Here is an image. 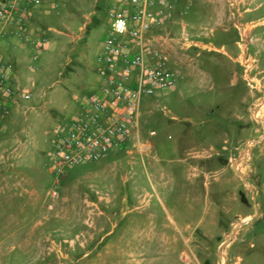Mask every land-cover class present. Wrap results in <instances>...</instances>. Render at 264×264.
I'll return each mask as SVG.
<instances>
[{"label":"rangeland","instance_id":"rangeland-1","mask_svg":"<svg viewBox=\"0 0 264 264\" xmlns=\"http://www.w3.org/2000/svg\"><path fill=\"white\" fill-rule=\"evenodd\" d=\"M62 1L48 9V26L60 33L48 42L46 59L32 72L21 66L19 82L34 85L32 100L24 103L34 107L26 112L34 127L18 131L26 125L14 104L18 126L1 137L7 139L1 152L19 136L45 153L21 175L0 174V264H264L263 90L253 117L245 105L235 108L240 98L227 90H210L205 80L188 87L177 78L174 88L141 102L136 128L150 150L140 143L129 153L125 147L71 167L48 207L53 131L99 84L96 57L115 0ZM212 103L220 109L210 111ZM237 113L248 128L236 126ZM204 127L205 143L182 136L183 128ZM224 138L237 147L219 148ZM218 150L228 151L221 159L226 165L217 160ZM221 183L224 192L215 189Z\"/></svg>","mask_w":264,"mask_h":264},{"label":"built area","instance_id":"built-area-1","mask_svg":"<svg viewBox=\"0 0 264 264\" xmlns=\"http://www.w3.org/2000/svg\"><path fill=\"white\" fill-rule=\"evenodd\" d=\"M45 1L57 6L60 0H0V24L14 22L16 39L27 40L30 8ZM174 1L115 0L107 10L108 25L96 57L99 84L78 99L76 113L60 122L53 131L54 148L48 167L53 173V181L48 190V207L58 199L68 169L125 148L142 100L157 90L175 85L176 76L168 67L163 37L154 34V29L172 18ZM228 4L239 14L249 9V0H228ZM36 34L31 70L39 68V54L47 42L46 36ZM239 60L246 85L260 93L264 91V83L252 73V61L247 58L245 47ZM12 72V65L0 58V94L5 96V100L0 98V121L9 113L10 101L27 102L34 95V85L14 81ZM260 108L261 105L257 111Z\"/></svg>","mask_w":264,"mask_h":264},{"label":"crops","instance_id":"crops-1","mask_svg":"<svg viewBox=\"0 0 264 264\" xmlns=\"http://www.w3.org/2000/svg\"><path fill=\"white\" fill-rule=\"evenodd\" d=\"M62 3L63 1L60 0L58 5ZM51 6L53 7L52 2L45 1L30 8V19L26 30L29 37L25 41L16 39L14 22L6 25L0 24V58L12 65L14 81L19 82L22 65H24V70L34 71L31 70L30 64L31 55L34 53L33 41L38 38L36 33L47 37V42L39 54L41 63L46 59L43 60L42 55L48 51V42L54 41V38H57L60 33L57 28L48 26V9ZM230 33L233 34L232 37L228 36ZM154 34L163 37L162 46L168 53V67L174 72L176 79L179 78V81L184 82V86L186 84L188 87L192 86L194 81H208L207 88L210 90L220 91L224 89L228 91L230 97H239L238 102L235 101L233 104L235 108L238 109L237 106L243 104L247 108L246 112L254 117L253 112L259 102L260 92L257 89H250L246 85L242 76L243 66L239 57L242 56L245 47L247 58L252 61V73L264 82V0H249V9L243 10L241 14L231 10L228 0H175L172 18L164 25L154 29ZM205 45H212L214 48ZM191 49L195 56H199L204 50L209 55L203 59H196L194 55L193 57L191 55L186 56L184 51ZM243 86L246 87L247 91L244 90L242 94L240 88ZM174 87L175 85L172 88ZM0 98L5 100V96L1 94ZM32 98L27 102H30ZM201 102L202 100L197 98L196 106H199ZM24 103L9 102V113L0 121V146L7 142V139H1V137L7 134L10 128L18 126L14 109H12L14 104L19 106L15 110L22 115V121L26 125V127H20L18 131L23 132L28 127H34L31 125L33 119L28 122L26 115V112L34 107ZM209 108L210 111L219 110L220 104L212 103ZM234 110H232L233 113L236 112ZM234 121L237 122L238 128L246 129L249 126L248 121L244 120L243 114H235ZM136 126L137 121L131 129L129 142L126 146L127 152L129 153V148L140 143L146 147L147 152L151 148V143L141 141L142 137ZM182 131H184L182 136H187L192 141L197 139L201 143H205L207 140L208 130L205 127L201 128L200 131L191 128H183ZM27 138L22 139L18 136L15 139L14 147L8 150L4 148L2 152L0 151V174L13 170L21 175L25 168L35 165L43 158L45 151L42 147L33 142H31L33 146L30 147L26 144ZM237 145L236 143L230 145L229 139L224 138L221 140L219 148L228 149V146L237 147ZM227 152V150L224 151L226 156ZM224 153L221 155L219 150L216 151L217 160L223 164H225L226 158ZM195 155H197L196 152ZM196 169L201 171L205 169V166L196 165ZM18 184L20 185V181ZM224 187L226 185L221 183L217 184L215 189L224 192ZM131 190L136 189L131 187ZM237 190H235V194ZM128 194V191L123 192L122 200H127L126 195ZM227 195L229 194L227 193ZM232 195L234 198L235 195ZM233 198L232 201L235 200ZM219 208L220 206H216L213 209L212 218L214 217L213 212Z\"/></svg>","mask_w":264,"mask_h":264}]
</instances>
